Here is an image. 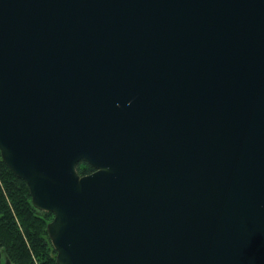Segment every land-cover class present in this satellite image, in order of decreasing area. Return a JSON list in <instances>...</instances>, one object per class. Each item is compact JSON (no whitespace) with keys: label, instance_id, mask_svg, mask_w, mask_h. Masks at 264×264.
<instances>
[{"label":"water","instance_id":"obj_1","mask_svg":"<svg viewBox=\"0 0 264 264\" xmlns=\"http://www.w3.org/2000/svg\"><path fill=\"white\" fill-rule=\"evenodd\" d=\"M0 154L57 264H264V0H0Z\"/></svg>","mask_w":264,"mask_h":264},{"label":"trees","instance_id":"obj_2","mask_svg":"<svg viewBox=\"0 0 264 264\" xmlns=\"http://www.w3.org/2000/svg\"><path fill=\"white\" fill-rule=\"evenodd\" d=\"M77 170L81 175L95 172L84 161ZM52 217L33 206L27 184L9 169L0 154V264H57L47 232Z\"/></svg>","mask_w":264,"mask_h":264},{"label":"rangeland","instance_id":"obj_3","mask_svg":"<svg viewBox=\"0 0 264 264\" xmlns=\"http://www.w3.org/2000/svg\"><path fill=\"white\" fill-rule=\"evenodd\" d=\"M77 171H78V170H77ZM78 173H79V172H78ZM79 174H80V173H79ZM52 219H53V217H52ZM52 219H51V220H52Z\"/></svg>","mask_w":264,"mask_h":264}]
</instances>
